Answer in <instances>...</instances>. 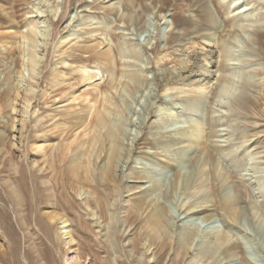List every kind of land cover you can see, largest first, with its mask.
<instances>
[{
    "label": "rangeland",
    "instance_id": "1",
    "mask_svg": "<svg viewBox=\"0 0 264 264\" xmlns=\"http://www.w3.org/2000/svg\"><path fill=\"white\" fill-rule=\"evenodd\" d=\"M0 264H264V0H0Z\"/></svg>",
    "mask_w": 264,
    "mask_h": 264
},
{
    "label": "bare ground",
    "instance_id": "2",
    "mask_svg": "<svg viewBox=\"0 0 264 264\" xmlns=\"http://www.w3.org/2000/svg\"><path fill=\"white\" fill-rule=\"evenodd\" d=\"M249 15V14H248ZM250 17L251 16H248V18L250 19ZM246 19H247V17H246ZM28 24H33V21L31 20V21H29L28 22ZM9 31V30H8ZM25 37H27V36H25ZM73 37V36H72ZM72 37H70V38H72ZM69 39V38H68ZM72 40V39H71ZM73 41V40H72ZM73 44V43H72ZM83 44V43H82ZM99 45H100V43H98V41H94V42H92V43H88V44H85V45H81V46H79L76 50H78V52L79 51H83V52H90L89 54H93V55H96V56H107L108 55V53L109 52H107L108 50L107 49H100V47L102 46H100L99 47ZM61 46V45H60ZM63 46V45H62ZM68 50V49H67ZM24 51V50H23ZM78 54V53H77ZM35 55L36 54H34V53H30V58H31V62L30 63H32V65H33V63L34 62H37L36 61V57H35ZM29 58V59H30ZM163 58V55H159V56H157V62L158 61H160L161 59ZM64 60V59H63ZM62 62V61H61ZM31 65V66H32ZM85 67V66H84ZM93 68H95L97 71H99L100 70V67H99V65H94V66H92ZM82 69V68H81ZM81 72H82V70H81ZM91 74V73H90ZM85 77V76H84ZM90 77L91 76H87V77H85V81H84V83H83V87H87L88 86V88H86L85 89V91H84V95H86V97H88L89 95H91V104H90V106L88 107V110H87V113H90V111H91V109L95 106V104H96V102H97V99H96V97L94 98V94H92V92H93V90H96L97 89V83H89L88 81L86 82V79H90ZM58 81L60 80V79H57ZM84 80V79H83ZM56 81V80H55ZM82 81V80H81ZM57 82V81H56ZM61 82V81H60ZM55 83V82H54ZM90 86V87H89ZM180 89V88H179ZM205 89H207V86H205V85H201V86H198V88H197V90L198 91H200V92H203V93H205L206 91H205ZM169 90V87H166V89L163 91V93H162V96H164L165 94H166V92ZM19 93V92H18ZM92 96H93V98H92ZM26 97V96H25ZM71 108H67L66 110L67 111H65V112H60L61 113V118H63V120H64V122L63 123H61V126H62V128H65V125L69 122V120H66L65 121V119L66 118H68V119H70L72 116H74L73 114H74V110H70ZM93 113H95V112H93ZM93 115V114H92ZM96 115H97V118H96V122H95V124H99V125H105V123H106V121H105V114L104 113H102V112H99V111H97L96 112ZM55 116V115H54ZM76 117L78 118L79 117V115L77 116V114L75 115V119H76ZM80 124H79V127L80 126H82V125H84V123H85V121H86V118L84 117H80ZM72 122V121H71ZM57 123H59V122H57ZM70 123V122H69ZM155 123V122H154ZM91 125V124H90ZM187 126V125H186ZM55 127V126H54ZM86 128V127H85ZM88 128H90V127H88ZM196 128L197 129H200L201 128V126L197 123L196 124ZM60 129V128H59ZM63 130V129H62ZM91 130V129H90ZM64 131V130H63ZM62 131V132H63ZM180 131V130H179ZM62 132H60V135L62 134ZM186 133H187V128H182L181 129V136H180V138H178V139H180L181 141H183V140H185V136H186ZM109 136H111V141H113L114 142V135H113V133H110V135ZM187 138V137H186ZM199 140V139H198ZM197 140H196V138H195V136H192V137H188V139H187V141H186V144L188 145V146H191V145H193L195 142H196ZM200 141V140H199ZM115 142H117V141H115ZM85 143V141H83V144ZM69 145H70V142L68 141V142H66V143H64L63 144V146H62V148H61V150H60V152H59V156H61V159H63L64 158V155H65V153H66V149H68L69 148ZM113 145H114V143H113ZM36 148L37 149H43V148H46L45 147V145L42 143V144H37V146H36ZM113 153H115V151L113 152V149H111V152H110V155L108 156L109 158V161H110V163H112V160L114 159L113 158V156L114 155H116V154H114L113 155ZM116 158V157H115ZM78 160V159H77ZM115 160V159H114ZM75 163L77 162V161H74ZM74 163V164H75ZM77 164V163H76ZM89 164V163H88ZM83 168L85 167V165H83L82 166ZM77 168H78V165L76 166L75 165V167L73 168V171H74V173L76 174V176L78 177V176H80L79 174H78V171H77ZM106 171V170H105ZM109 172H107V174H108ZM107 176V175H106ZM108 176H109V174H108ZM80 178V177H79ZM156 208V207H155ZM156 210H157V208H156ZM47 216H48V218L49 219H54V218H56L57 216H59L58 214H57V212L55 213V212H49L48 214H47ZM93 216V215H92ZM58 218V217H57ZM186 217H182V219H184V220H182V222H181V228H180V232H182V233H184V234H187V233H189L191 230H192V228H191V226H190V224H188V220L187 219H185ZM59 219V218H58ZM163 218L160 216V214H159V212L158 211H154L153 213H151L150 215H149V218L148 219H145V223H148L147 224V227L149 228V230L150 231H154V232H160L161 231V229L164 227V224L165 223H163V220H162ZM59 220H61V223H64V225H63V227H64V229L65 228H68V225L67 224H65L66 223V221H67V219L66 218H63L62 216L60 217V219ZM166 226V225H165ZM156 229L158 230V231H156ZM66 230V235H69L70 237L72 236V234H71V231L69 230V229H65ZM147 230V229H146ZM71 240V239H70Z\"/></svg>",
    "mask_w": 264,
    "mask_h": 264
}]
</instances>
